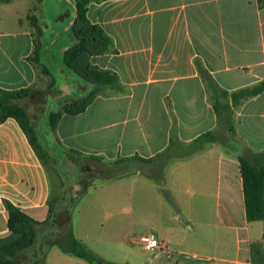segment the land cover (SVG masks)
Segmentation results:
<instances>
[{
    "label": "crops",
    "instance_id": "1",
    "mask_svg": "<svg viewBox=\"0 0 264 264\" xmlns=\"http://www.w3.org/2000/svg\"><path fill=\"white\" fill-rule=\"evenodd\" d=\"M31 15L44 32L40 63L53 76L67 73L75 0L0 3V89L19 91L39 80L30 60ZM87 17L112 39V49L91 63L117 75L118 90L100 92L83 113L63 114L53 134L58 146L113 162L152 159L171 141L189 145L209 132H230V125L234 135L166 167L169 197L161 203L186 218H158L149 227L162 251L144 250L147 234L133 242L136 249L127 243L129 185L161 189L141 173L90 186L71 212L74 235L117 264H264V221L247 219L239 162V155L253 160L264 153V92L219 118L210 87L232 93L264 81V0H94ZM72 83L57 87L74 99L95 89L77 74ZM225 100L219 101L230 104ZM52 195L47 167L18 120H0V238L11 234L6 201L44 222ZM142 227L131 219V233ZM41 264L90 263L55 246Z\"/></svg>",
    "mask_w": 264,
    "mask_h": 264
},
{
    "label": "trees",
    "instance_id": "2",
    "mask_svg": "<svg viewBox=\"0 0 264 264\" xmlns=\"http://www.w3.org/2000/svg\"><path fill=\"white\" fill-rule=\"evenodd\" d=\"M11 1L13 0H0V3H9ZM92 1L94 0H75L76 18L71 33L74 40L70 48L64 53L63 61L65 66L73 70L78 76L95 85V89L88 96L72 101L70 104L63 106L58 113L53 114L50 124L54 130L63 114L77 115L83 113L100 94L102 87L119 85L117 75L111 71L94 67L91 63V58L93 56L105 54L109 52L113 46L112 39L103 28L92 24L87 17L88 5ZM37 10L38 8L35 7L33 12ZM31 23L36 30L37 39L35 38L34 40L35 52L30 60L34 63L35 67H40L44 74L51 75L50 71L40 63L43 29L39 27L35 15L31 16ZM210 87L215 97L214 108L217 116L220 118L222 114L224 115V113L227 114L228 111H232V108L264 92V81L252 87L243 88L232 93L220 89L215 84H210ZM31 94L32 87L19 91H6L0 89V120L5 121L8 118L17 119L28 135L37 153H41L43 152L41 140L31 125L26 109L14 102L30 97ZM220 97L230 99V104H221L219 101ZM229 128L234 132V128L231 125ZM213 143H220V141L214 133L209 132L199 137L192 144L187 145L183 152H177L176 143L171 141L169 148L155 158L143 159L141 157H133L124 160H140L147 163L160 161L157 165L159 166L158 169L161 170L160 174H151L150 178L155 181L168 198L169 196L166 191L167 188L164 177L166 167L173 160L191 156ZM239 162L243 178L247 219L249 222L264 221V153L257 154L253 160L248 159L244 155H239ZM116 171L117 170L114 168L105 169L101 171L102 177L105 179L118 178L119 175ZM5 205L9 214V229L11 235L23 239L27 247L33 245L41 233H45L50 229H55V210L51 204L49 205V216L44 222L36 221L8 201H6ZM62 229H68L69 232L64 235L62 234L58 239H50L47 243L43 259L36 264L44 263L48 250L55 246L60 248L64 253L82 258L90 264H117L102 259L83 241L79 240L73 233L71 219L65 222V226Z\"/></svg>",
    "mask_w": 264,
    "mask_h": 264
},
{
    "label": "rangeland",
    "instance_id": "3",
    "mask_svg": "<svg viewBox=\"0 0 264 264\" xmlns=\"http://www.w3.org/2000/svg\"><path fill=\"white\" fill-rule=\"evenodd\" d=\"M31 16H29L30 20ZM34 36L37 39L36 30ZM65 70L67 73H63V78L60 74L56 76H53V74L46 75L39 67V80L32 87L30 97L14 101L26 109L31 125L41 140L43 152L38 154L47 167L53 187L50 204L55 210V229L41 233L35 243L29 247L25 246L24 243L26 242L18 236L10 234L7 237H3L0 239V264H36L41 261L50 239H58L62 234L69 232L68 229L63 230L62 228L65 226V222L71 219V212L75 204L87 194L90 186L95 182L98 183L101 179H105L102 177L101 171L114 168L117 170L118 178L138 173L149 178L151 174H160L161 170L157 166L160 161L147 163L140 160L125 161L124 159H117L109 162L96 157L79 158L77 153L65 150L56 144L53 139L55 130L50 124L51 117L53 114L58 113L63 106L76 100L72 97L64 96L57 87V83L62 82L64 79L66 83L73 84V77L76 73L68 69V67ZM109 90L117 91L118 86H104L100 92L108 93ZM219 100L222 103L226 101L223 97H220ZM233 135V132H228V129H226L222 134L219 131L217 138L226 142L233 138ZM177 147L178 151L180 150L179 152H183L187 145L179 144ZM132 185L133 187L129 185L128 189L129 202H131L132 208H129L127 217L129 223L127 243L129 247L136 249L135 247L138 246H134L135 243L133 242L141 238V234L150 235L149 227H152V224L158 218L168 221L171 217L178 216L181 221L186 217L180 213L178 214L174 206L170 204L162 205V197L166 199V195L154 183L153 185L149 183L150 186L143 187V189L140 182ZM131 219L143 221L141 231L131 233Z\"/></svg>",
    "mask_w": 264,
    "mask_h": 264
},
{
    "label": "built area",
    "instance_id": "4",
    "mask_svg": "<svg viewBox=\"0 0 264 264\" xmlns=\"http://www.w3.org/2000/svg\"><path fill=\"white\" fill-rule=\"evenodd\" d=\"M141 243L145 251L153 252L155 250L162 251L164 244L159 241L154 235H145L141 238Z\"/></svg>",
    "mask_w": 264,
    "mask_h": 264
}]
</instances>
